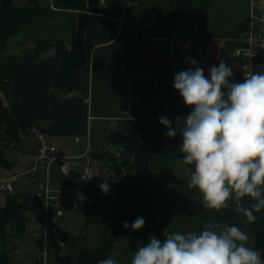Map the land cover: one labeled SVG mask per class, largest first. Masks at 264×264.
<instances>
[{
	"label": "crops",
	"instance_id": "obj_1",
	"mask_svg": "<svg viewBox=\"0 0 264 264\" xmlns=\"http://www.w3.org/2000/svg\"><path fill=\"white\" fill-rule=\"evenodd\" d=\"M252 10V0H215L203 30L197 22H191L171 37L150 38L147 42L135 39L128 27L99 24L87 33L86 40L91 46L89 61L73 74V89L69 93H61L54 84L58 63L55 46L24 69L11 75L0 74V119L22 114L34 116L38 122L34 126L38 139H42L38 136L40 133L43 139L57 147L59 159L66 161L79 160L86 152L102 153L105 150L103 140L118 125L144 128V120H150L152 128L146 135L145 145L161 150L151 166L169 173L171 183L156 198L160 224L148 229L147 243L152 236L163 241L165 231L199 233L211 224L237 226L243 215L237 213L232 201L228 208L220 211L208 209L198 189L188 186L189 177L184 169L192 166L183 164V153L179 151L182 135L167 137V128L159 123V118L167 117L176 127V118H184L191 112L173 86L175 74L193 67L189 59L195 60L207 76L209 68L227 56L233 79L243 81V59L233 57L227 43L237 27L249 19ZM255 11L258 15L264 14V0H258ZM77 15L88 16L79 17L77 25L74 23L75 46L80 43L79 34L90 22L89 14L77 12ZM254 23L264 30L263 22L256 20ZM188 37L211 42L204 51L203 60L199 61L194 51L183 49L182 43ZM225 48L227 52L223 56ZM117 150L131 156L135 173L148 165L150 152L147 149L127 152L117 145ZM244 203L252 201L245 198ZM259 216L264 220V209ZM240 229L249 237L247 246L254 248L253 223L244 217ZM114 249L113 258L117 264H123L118 261ZM135 252L128 243L127 257H133Z\"/></svg>",
	"mask_w": 264,
	"mask_h": 264
},
{
	"label": "trees",
	"instance_id": "obj_2",
	"mask_svg": "<svg viewBox=\"0 0 264 264\" xmlns=\"http://www.w3.org/2000/svg\"><path fill=\"white\" fill-rule=\"evenodd\" d=\"M143 1L107 0L108 8L106 9L98 5V0H54L58 10H53L50 5H43L40 0H29L27 6H18L14 0H0V74L11 75L38 60L43 50L14 60L15 56L9 54L7 49L13 39L28 30L31 25L39 23L40 20H50L48 25L49 42L52 44L45 47L54 45L58 50L54 84L61 93H69L73 89V74L89 61L91 46L86 40L87 33L99 24L112 23L98 15V12L105 11L112 16H120L124 13L127 17L124 26L130 29L135 39L147 42L150 38L171 37L178 31L184 30L191 22H197L200 25V30H203L209 22L215 0H154L162 7L163 12L152 23L147 22L143 13ZM78 10L83 13L90 11L91 14H89V25L79 34L80 44L75 46L73 44L75 38L74 23ZM249 24L250 20L246 19L237 27L232 39L227 43L228 50L238 43L237 39L246 32ZM227 49H223V56H226ZM221 62L228 64L229 58L226 56ZM15 119L18 121L16 120L7 128H3L5 120L0 119V138L5 134L10 141L16 143L29 127L38 125L37 119L28 114L15 116ZM144 122L146 123L144 128L139 125L132 128L141 139L145 140L152 124L150 120H144ZM118 148H123L127 152L135 151V149L123 145H118ZM144 149L150 152V157L148 165L138 173L132 169L130 155L123 160H116L113 158L112 152L107 149L94 155L101 161H110L116 166L127 167L129 175L117 186L109 184L107 193L102 192L99 195V191H97L94 203L85 209L87 210L86 225L101 226L103 240L100 246H95L92 243L83 245L76 264H98L100 260L113 259L112 251L126 230L123 226L126 221L131 225L137 217H143L145 220V226L134 231L131 243L133 250L147 244L146 232L151 226H159L158 209L155 206V201L159 194L169 187L171 177L169 173L155 170L151 166L161 150L150 148L147 145L144 146ZM0 165L11 166L2 151H0ZM102 183L104 181H91L88 185L98 188ZM3 194H6V199L0 208V210L3 209L0 212V241L10 243L13 236H19L40 243V238H33L27 232L26 226L29 219L27 211L31 208L28 199L9 192ZM254 214L257 215L258 219L253 223L255 231L253 249L258 251L261 259L264 260V220L259 216V213ZM243 224L244 216L237 227L241 228ZM84 239V233L73 237L71 248H77ZM9 252L6 247L0 250V264H11ZM59 263L71 264L69 258L59 259ZM115 264L117 263L115 262Z\"/></svg>",
	"mask_w": 264,
	"mask_h": 264
},
{
	"label": "clouds",
	"instance_id": "obj_3",
	"mask_svg": "<svg viewBox=\"0 0 264 264\" xmlns=\"http://www.w3.org/2000/svg\"><path fill=\"white\" fill-rule=\"evenodd\" d=\"M193 67L174 75V89L191 112L176 118V127L167 117L159 123L165 135H182L188 186L198 189L206 208L215 211L229 207L249 223L254 213L264 209V72L250 73L242 82L233 79L224 62L213 64L206 76L195 60ZM109 191L107 181L99 185ZM248 198L252 203L245 204ZM124 228L138 231L145 226L137 217ZM155 236L133 255L131 264H264L260 253L247 246L249 237L236 225L211 224L199 233L164 232ZM98 264H115L111 258Z\"/></svg>",
	"mask_w": 264,
	"mask_h": 264
},
{
	"label": "rangeland",
	"instance_id": "obj_4",
	"mask_svg": "<svg viewBox=\"0 0 264 264\" xmlns=\"http://www.w3.org/2000/svg\"><path fill=\"white\" fill-rule=\"evenodd\" d=\"M28 1L29 0H14L15 4L18 6H27ZM40 2L43 5H50V0H40ZM161 12H163L162 7L154 0L143 1V13L148 23L154 22ZM87 16L88 15H77L75 18L76 25L79 22V17L86 18ZM50 22V20H40L39 23L31 25L28 30L13 39L7 52L13 54L15 56L14 60H17L30 53L43 50L40 54L41 56L46 50L54 47V45L48 48L45 47L52 44L49 42L50 32L48 25ZM228 51L231 52V49ZM261 62L262 72H264V44L261 49ZM16 120L15 116H10V118L5 120L3 128H7L14 124ZM36 132L37 129L34 126L29 127L27 132L22 134L16 143L10 141L5 134L0 138V151L5 154L7 160L11 163L10 167L0 165V179L10 177L14 172L20 174L29 167L35 150L41 143ZM79 161L83 164V167L79 168L68 177L61 175V170L66 160L58 159L50 166L48 174L46 170L40 168L35 179L27 175L21 178L17 177L12 182L14 187L13 194L27 198L31 207L27 211V216L29 218L26 226L27 232L30 233L34 226L40 227L42 225L44 222L43 215L48 214L50 217L58 216L59 220L57 227L59 228V232H55L52 225H50L47 230V244L49 247L54 248V252L51 254L50 259L51 264H60L59 259L63 258H69L71 264H76L78 263V254L83 245L92 243L95 246H100L103 240V229L101 226L95 224L86 225L87 210L74 207L64 208L59 202L56 206L52 205L49 209H46L47 200L44 195H40L42 188H47V184L52 191V195H55L56 190H72L77 187L80 184V177L86 163L84 159H79ZM0 198L5 201L6 194L2 193ZM63 208L64 218H60L59 210ZM132 232V229H126L121 239L114 246L116 257L118 261L120 260L123 264H127L132 260V257H127V246L128 243L131 246L134 236ZM82 233L85 234V239L79 243L77 248L72 249V238L80 236ZM59 241L64 244H60ZM5 247L10 251L9 257L11 264H39L37 254H39L42 248V242L39 243L26 237L13 236L10 243L0 241V250H3Z\"/></svg>",
	"mask_w": 264,
	"mask_h": 264
},
{
	"label": "built area",
	"instance_id": "obj_5",
	"mask_svg": "<svg viewBox=\"0 0 264 264\" xmlns=\"http://www.w3.org/2000/svg\"><path fill=\"white\" fill-rule=\"evenodd\" d=\"M98 5L101 8H108L107 0H98ZM253 10L249 16L250 24L246 32L237 39L238 43L231 48V55L233 57H241L242 62V77L247 76L250 73L261 72V49L264 44V30L259 28L254 22L259 20L264 23V14L258 15L255 8L258 5V0H252ZM50 7L53 10H58L54 4V0H50ZM77 12H82L78 10ZM91 14V12H86ZM98 15L102 16L112 23L124 26L127 21V17L123 13L120 16H112V14L101 11ZM211 46V42L206 39H196L194 37L185 38L183 42V49L187 51H194L196 58L201 61L204 59V51L206 48ZM41 139V145L38 152L33 156V159L29 167L20 174H14L10 178L0 179V195L4 192L13 193V180L17 177L31 176L32 179L36 178L39 169H44L49 172L50 166L59 159L56 155L57 147L45 139L38 133ZM80 159L86 161L84 171L80 177V184L72 190H56L55 195H52V191L47 184V188H42L40 195H44L47 204L46 209H49L52 205H57L59 202L64 208L74 207L86 209L91 206L95 201L97 194V187H89L91 181H107L111 186H117L122 181L126 180L129 175V169L127 167L116 166L110 161H101L96 156L86 152ZM83 167V164L81 165ZM3 205V200L0 198V208ZM60 209V211H63ZM60 217V216H59ZM44 222L40 227L34 226L30 232L33 238H40L42 242V248L37 254L39 264H51V254L54 252V248L49 247L47 244V230L50 225L53 226L55 232H59L57 227L58 216L50 217L48 214L43 215Z\"/></svg>",
	"mask_w": 264,
	"mask_h": 264
},
{
	"label": "water",
	"instance_id": "obj_6",
	"mask_svg": "<svg viewBox=\"0 0 264 264\" xmlns=\"http://www.w3.org/2000/svg\"><path fill=\"white\" fill-rule=\"evenodd\" d=\"M119 144L135 150H142L145 146V140L141 139L132 127L121 124L114 127L108 133L102 142V146L112 152L114 159L123 160L127 157V153L117 150V145ZM81 165L79 160H68L62 167L61 175L68 177L81 168ZM98 191L99 195H101L102 191L100 187H98ZM2 211L3 209L0 210V212ZM59 216L60 218H64V211H60Z\"/></svg>",
	"mask_w": 264,
	"mask_h": 264
}]
</instances>
